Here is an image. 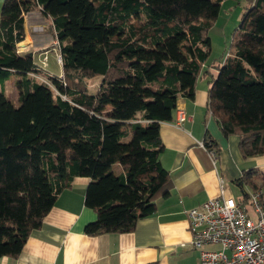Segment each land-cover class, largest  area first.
<instances>
[{"label": "trees", "instance_id": "trees-1", "mask_svg": "<svg viewBox=\"0 0 264 264\" xmlns=\"http://www.w3.org/2000/svg\"><path fill=\"white\" fill-rule=\"evenodd\" d=\"M225 0H5L0 13V258H16L74 178L91 180L86 234L130 233L156 211L171 178L162 123L208 79L209 111L244 158L264 155V0H250L225 60L210 62V29ZM51 21L63 76L19 53L25 17ZM212 69V70H211ZM47 74L48 83L38 78ZM21 79L14 106L7 81ZM100 78L92 93L87 80ZM55 90L58 94L55 93ZM66 97V99L64 98ZM208 149L216 142L205 141ZM219 151V149H218ZM244 199L262 189L252 170Z\"/></svg>", "mask_w": 264, "mask_h": 264}, {"label": "crops", "instance_id": "crops-1", "mask_svg": "<svg viewBox=\"0 0 264 264\" xmlns=\"http://www.w3.org/2000/svg\"><path fill=\"white\" fill-rule=\"evenodd\" d=\"M228 1L222 3V9ZM230 1H237L239 6L246 4L243 11L250 2ZM4 2L0 0V13ZM233 9L234 13L238 11L237 7ZM242 14L237 13V18L241 19ZM50 25L51 21L39 10L28 14L25 17L26 38L18 46L19 53L33 52L35 61L36 56L42 58L47 50L48 57L56 56L57 41L50 33ZM15 77H11L6 86ZM209 87L208 79L200 78L194 98L180 99L174 120L161 124L164 150L160 159L170 175L171 184L168 194L156 199L155 213L139 220L134 231L86 234V227L97 220V214L85 206L91 180L76 177L72 185L58 195L42 225L31 232L21 253L16 258H0V264H199L200 252L192 246L189 210L221 197L222 179L224 196L243 202L246 210L252 213L243 193V189L248 188L237 183L244 173L252 170L263 182L264 201V155L244 158L240 137L223 136L209 111ZM208 139L217 144L218 148L213 149L216 159L201 145Z\"/></svg>", "mask_w": 264, "mask_h": 264}, {"label": "built area", "instance_id": "built-area-1", "mask_svg": "<svg viewBox=\"0 0 264 264\" xmlns=\"http://www.w3.org/2000/svg\"><path fill=\"white\" fill-rule=\"evenodd\" d=\"M208 150L216 159L215 150ZM220 183L221 197L187 212L199 264H264L263 190L248 193L249 213L243 202L224 196V181Z\"/></svg>", "mask_w": 264, "mask_h": 264}, {"label": "rangeland", "instance_id": "rangeland-1", "mask_svg": "<svg viewBox=\"0 0 264 264\" xmlns=\"http://www.w3.org/2000/svg\"><path fill=\"white\" fill-rule=\"evenodd\" d=\"M238 6L239 4L237 3V1L232 2L229 0L226 4V7H224L221 10L218 19L216 20V22L213 24V26L209 31L212 40V56L210 62H215L216 65H218L219 62L221 63L222 61H224L226 56L228 55L231 46L232 35L242 20V18L241 19L237 18V13L238 14L239 13L242 14V12L244 13L243 7L246 6V4L239 7ZM233 7L234 8L237 7L238 11L237 12L235 11L234 13ZM55 46H56L55 50L57 49L58 51L56 53V56L49 55L48 57V52H47L48 50H47L44 51L42 58L41 56L40 58L36 56V61L41 63L40 66H42L44 69H46V71L50 72L51 74L58 75L59 73H62L61 75L59 74V76L62 77L63 76L62 56L60 54L58 41ZM52 48H50L49 50H52ZM21 49L23 50V48ZM40 59L42 60L40 61ZM60 59L61 62L59 61ZM41 74L42 75H38V78L41 79L42 82L48 83L50 85L49 83L50 81L46 78L47 74L45 73H41ZM16 77L13 78V80H11L9 84H7L6 93L11 99V101L15 103V105H18L20 95L22 93V87L21 85H18L21 82V79L19 80V78ZM100 82L101 79L98 77L87 80V85L90 88L89 90H91L92 93H94L98 89ZM55 93L58 94L56 90ZM64 98L66 99V97ZM212 248H217V247H212Z\"/></svg>", "mask_w": 264, "mask_h": 264}]
</instances>
